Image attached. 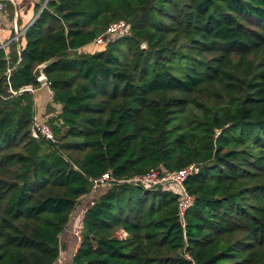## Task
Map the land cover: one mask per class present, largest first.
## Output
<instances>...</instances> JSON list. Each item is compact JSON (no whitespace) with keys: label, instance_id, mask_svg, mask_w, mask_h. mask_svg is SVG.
Listing matches in <instances>:
<instances>
[{"label":"trees","instance_id":"trees-1","mask_svg":"<svg viewBox=\"0 0 264 264\" xmlns=\"http://www.w3.org/2000/svg\"><path fill=\"white\" fill-rule=\"evenodd\" d=\"M23 39L0 49V264H54L106 173L72 264H264V0H47ZM39 66L55 144L31 136ZM193 163L184 227L169 188L117 183Z\"/></svg>","mask_w":264,"mask_h":264},{"label":"built area","instance_id":"built-area-1","mask_svg":"<svg viewBox=\"0 0 264 264\" xmlns=\"http://www.w3.org/2000/svg\"><path fill=\"white\" fill-rule=\"evenodd\" d=\"M5 1L12 0H0V34L3 33L5 30L3 23L4 16L6 14ZM128 25V22L125 21H117L115 23H112L108 26L105 32L102 35L98 36L92 43L94 45H103L120 36L127 35ZM10 74L11 70H8L6 73L7 86H9ZM38 81H44V78L41 77L38 79ZM23 91L31 93L33 90L31 87H25ZM50 95L52 99V92H50ZM31 136L33 138H42L52 144H55L57 142V138L51 126L47 122H38L35 119L31 126ZM199 168V165L193 163L186 166L185 168H182L177 171H171L168 173H163L158 170H152L142 176H135L130 179L118 181L117 183H126L134 186H141L153 189L160 187L163 189L169 188L177 197V214L180 224L182 225V227H184L186 212L193 202V197L188 193L185 186V182L189 177L198 174ZM90 182V193L78 200V203L70 217L69 223L66 229L64 230V232L68 230L69 233L72 235L76 242L77 248L79 247V244L81 242V233L83 229V222L86 211L89 207L94 205L95 199L101 189L114 184V181L108 173L102 175L97 179L90 180ZM184 258L191 264H196L189 254H184Z\"/></svg>","mask_w":264,"mask_h":264},{"label":"crops","instance_id":"crops-1","mask_svg":"<svg viewBox=\"0 0 264 264\" xmlns=\"http://www.w3.org/2000/svg\"><path fill=\"white\" fill-rule=\"evenodd\" d=\"M47 0H12L5 1L6 14L4 16V32L0 34V49L6 50L9 45L17 41L19 48L24 46L23 33L26 29L35 21L41 7L46 3ZM46 5V4H45ZM45 7V6H44ZM39 9V10H36ZM92 45H88L81 51L90 50ZM44 81H38L39 87L33 90L34 101V119L38 122H47L60 111V106L54 105L51 101L50 89L46 84V78L42 73ZM104 189L99 191V194ZM85 203V202H84ZM60 255L58 260L54 264H72V258L78 249L76 242L69 231H65L60 235Z\"/></svg>","mask_w":264,"mask_h":264},{"label":"water","instance_id":"water-1","mask_svg":"<svg viewBox=\"0 0 264 264\" xmlns=\"http://www.w3.org/2000/svg\"><path fill=\"white\" fill-rule=\"evenodd\" d=\"M46 2H47V1H46ZM45 4H46V3H45ZM45 4L41 7V9H40V11H39V13H38V16H39L40 12L42 11V9L44 8ZM38 16H37V17H38ZM143 47H144V46H143ZM43 67H44V66H39V67H37L36 70L34 71L33 76H34V78H35L36 80L39 79V78H41Z\"/></svg>","mask_w":264,"mask_h":264},{"label":"rangeland","instance_id":"rangeland-1","mask_svg":"<svg viewBox=\"0 0 264 264\" xmlns=\"http://www.w3.org/2000/svg\"><path fill=\"white\" fill-rule=\"evenodd\" d=\"M105 44H103V45H92V48H90V50L89 49H87L85 52H91V51H93L94 49L95 50H97V49H103V48H105V46H104ZM81 53H83V51L81 52Z\"/></svg>","mask_w":264,"mask_h":264}]
</instances>
